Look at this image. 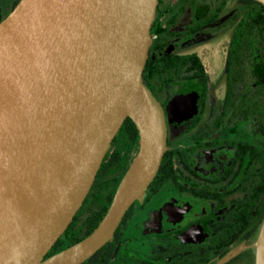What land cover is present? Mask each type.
<instances>
[{"label":"water","instance_id":"obj_1","mask_svg":"<svg viewBox=\"0 0 264 264\" xmlns=\"http://www.w3.org/2000/svg\"><path fill=\"white\" fill-rule=\"evenodd\" d=\"M264 5V0H257ZM158 0H20L0 20V264H81L109 242L167 150L143 81ZM139 149L91 233L45 257L124 120ZM264 218L255 242L262 264Z\"/></svg>","mask_w":264,"mask_h":264},{"label":"flooded vegetation","instance_id":"obj_2","mask_svg":"<svg viewBox=\"0 0 264 264\" xmlns=\"http://www.w3.org/2000/svg\"><path fill=\"white\" fill-rule=\"evenodd\" d=\"M19 1L0 0V20ZM233 1L230 8V0H158L142 77L166 121L165 164L113 238L81 264H255L264 218V47L240 32L235 44L246 3ZM226 33L224 51H206ZM95 227L70 222L44 258Z\"/></svg>","mask_w":264,"mask_h":264},{"label":"trees","instance_id":"obj_3","mask_svg":"<svg viewBox=\"0 0 264 264\" xmlns=\"http://www.w3.org/2000/svg\"><path fill=\"white\" fill-rule=\"evenodd\" d=\"M245 3L244 20L236 29L233 41L236 44L240 32V34H244L247 44L250 41L258 42L254 45L264 47V5L257 0H245ZM138 144V130L134 122L127 117L112 140L92 186L71 220L72 223L87 222L95 226L98 225L116 191L120 180L119 175L126 171L135 146L137 147ZM164 164L165 155L152 185L158 182Z\"/></svg>","mask_w":264,"mask_h":264},{"label":"rangeland","instance_id":"obj_4","mask_svg":"<svg viewBox=\"0 0 264 264\" xmlns=\"http://www.w3.org/2000/svg\"><path fill=\"white\" fill-rule=\"evenodd\" d=\"M234 1L230 0L229 2V7L231 8L233 5ZM229 34H223L222 38L220 37H215L212 42H210L209 44H205L204 48L206 49L207 52H217V51H224L226 48V44H227V38H228ZM205 51V50H204ZM136 153V150L133 152V155ZM257 239V237H256ZM256 239L254 240L256 242ZM242 247L237 248L231 255L239 252ZM255 251V256H256V247L254 248Z\"/></svg>","mask_w":264,"mask_h":264},{"label":"bare ground","instance_id":"obj_5","mask_svg":"<svg viewBox=\"0 0 264 264\" xmlns=\"http://www.w3.org/2000/svg\"><path fill=\"white\" fill-rule=\"evenodd\" d=\"M262 245L264 246L263 242H262ZM263 249H264V247H263ZM262 264H264V254H263V262H262Z\"/></svg>","mask_w":264,"mask_h":264}]
</instances>
